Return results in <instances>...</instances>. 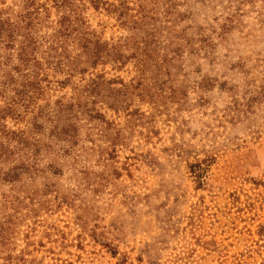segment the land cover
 Listing matches in <instances>:
<instances>
[{"label": "rangeland", "instance_id": "374dc122", "mask_svg": "<svg viewBox=\"0 0 264 264\" xmlns=\"http://www.w3.org/2000/svg\"><path fill=\"white\" fill-rule=\"evenodd\" d=\"M101 1L91 31L152 59L98 68L121 92L72 150L53 142L17 181L0 170V264H264V0ZM24 11L0 0L5 19ZM12 62L0 46V108ZM51 88L41 106L85 98Z\"/></svg>", "mask_w": 264, "mask_h": 264}, {"label": "trees", "instance_id": "16d2710c", "mask_svg": "<svg viewBox=\"0 0 264 264\" xmlns=\"http://www.w3.org/2000/svg\"><path fill=\"white\" fill-rule=\"evenodd\" d=\"M22 2L25 11L15 20L5 19L0 13V46H5L10 61L14 60L7 74V88L13 94L0 108V170H6L7 177L15 178L13 181L29 169L30 160L52 148L53 142L59 144L61 150L65 147L67 152L72 150L82 118L89 123L104 122L101 112L95 111L93 106L103 103L104 93H120V89L112 86L123 83L117 79L108 81L104 73L95 72L108 64L116 69L123 68L129 58L120 53L117 46L104 42L86 23L84 13L89 9L88 3L98 10L107 5L103 1ZM49 3L60 16L57 22L50 21ZM106 11L109 10L106 8ZM113 14L118 23L124 25L123 11L115 8ZM45 26L53 32L41 36ZM151 54L148 47L136 48L129 59L135 60L143 73L152 59ZM49 70L64 75V79L60 82L50 80ZM77 77L79 83L75 82ZM53 83L62 89L72 86L73 93L85 94V98L71 97L67 101L63 98L54 106L50 102L41 106L40 101L45 100ZM9 118L16 124H24L25 129H9L4 124ZM201 180L200 177L199 182Z\"/></svg>", "mask_w": 264, "mask_h": 264}]
</instances>
